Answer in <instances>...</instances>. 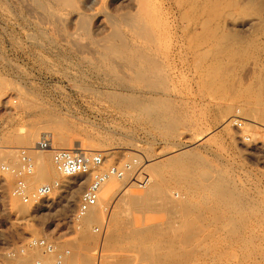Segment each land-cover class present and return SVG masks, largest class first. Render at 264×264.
Masks as SVG:
<instances>
[{"label": "rangeland", "instance_id": "rangeland-1", "mask_svg": "<svg viewBox=\"0 0 264 264\" xmlns=\"http://www.w3.org/2000/svg\"><path fill=\"white\" fill-rule=\"evenodd\" d=\"M86 1L0 0V92L4 93L0 95V140L4 149L0 150V163L11 167L17 166V148L33 147L41 134L48 133L52 137L54 148H79L85 152L102 153L106 166L128 161H135L136 166L133 174L131 173L128 178L116 181L119 184H117L118 190L109 193L105 211L98 213L94 212L96 210L94 209V215L91 213L93 219L92 215L91 219L87 215V220L84 218L85 223L82 219L77 224L72 223L71 216L79 195L89 181L88 177L68 179L56 174L50 152H33L34 159L40 157L41 166L39 168L36 164L37 168L33 176L36 175L37 180L31 177L28 183L33 182V179L36 181L29 185L35 187L52 181L61 184L59 190H55L41 204L42 206L36 208L11 196L16 179L0 170V264H32L35 259H42L45 263L51 262V257L42 254L39 250L28 251L20 257L17 255L19 245L29 237L43 236L53 240L60 249H68L70 254L66 264L68 262L71 264L73 261L77 264H141L144 261L146 262L144 264H264V90H259V87L264 89V83H261L264 81V78L261 79L264 75L262 69L264 66L260 64L263 62L261 56L264 57V53L259 54L260 59L257 64L254 61L256 57L250 55L251 58L247 56L243 59L245 62L240 63L242 66L238 65L239 63L233 65L234 67L231 65L232 70H227L231 72H229L230 78L223 79L225 80L223 83L221 79L216 78L209 61H203L206 66L203 62L194 64L195 58L201 55V52L206 54L210 50L207 43L204 46L202 45L204 43L200 44L199 41L194 40V29L188 31L186 28L188 26L186 24L194 21L192 14L194 1L137 0L136 3V1L122 0H88V4ZM174 3L177 5L180 3L179 7ZM183 9H185L184 13L181 12ZM181 13L186 15L185 21ZM128 16L134 18L131 22L134 21L133 25L136 27H133L139 31L136 35L134 33L137 30L131 26ZM123 18L125 20L122 22ZM127 20L129 22L124 23ZM140 22L143 24L142 28ZM230 26L227 25V29ZM232 27L242 34L250 32L249 29L240 26ZM235 27L240 28L235 29ZM145 28L150 32L147 33ZM131 29H134V32ZM112 30L114 33H111ZM139 34L143 35V39ZM146 34L151 35L149 37L152 42L148 40ZM258 38L261 40V37ZM105 39H108L105 42H108L106 44H110L112 48L104 43ZM102 43L111 51L104 47L102 49ZM173 53L176 54L174 59ZM143 55L147 60H144ZM135 72L140 73L141 76L137 73L135 75ZM204 72L210 76H206ZM211 78L218 80L212 81ZM254 78H258L259 81L261 79V82L256 81L257 79L254 81ZM217 82L220 83L219 87ZM255 83L259 89L255 90L257 87ZM215 85L216 91L213 92ZM228 87L230 88L227 90ZM245 87L249 88L248 91ZM228 91L231 93L230 97ZM243 91L246 93L244 94ZM255 91H260L255 93L258 98L252 93ZM255 97L258 100L256 102H254ZM226 103L231 105L232 109L225 119L233 115L239 117L242 121L241 130L233 124H228L226 129L223 127L220 107ZM255 103L259 104L258 107L252 105ZM238 109H241L240 113L245 115L249 111L247 114L250 119L245 118L242 113L235 114ZM254 110H257L259 115ZM250 111H253L255 116L251 115L254 113ZM30 130L36 132V137L27 142L25 137ZM74 135L76 138L73 137ZM178 153L179 158H175L178 157ZM166 158L167 161L169 159L168 163ZM170 161L176 162H173L174 165L177 164L176 167L174 166L176 172ZM164 164L166 167L168 164L171 167L166 168ZM183 165H187L186 170L181 169L184 168ZM157 166L160 173L155 168ZM142 169H148V173L147 170ZM39 170L43 172L40 177ZM140 171L151 175L147 188L134 185V176L137 177ZM183 171H188L187 176L192 171L193 175L190 173L186 177ZM156 173L157 178H155ZM190 176H194V180L191 181ZM154 178L158 179L157 182L154 181L155 183H161L159 185L161 191L154 190L155 184L152 182ZM77 183H82L80 191ZM72 186H75V189ZM107 188V185L102 187L99 197H103ZM149 188L151 189L148 190ZM76 189L78 192H75ZM146 189L151 194L147 193ZM152 189L154 193L150 198ZM69 191L72 192L74 201L72 198L71 200L65 198L69 196ZM137 191L143 197L139 204L131 205V201L134 200L133 193ZM155 191L159 195L163 192L162 197L159 196L157 199ZM226 191L228 193L231 191L232 194H224ZM168 193L172 196L167 195ZM122 196L125 198L123 199ZM150 199L152 206L149 205ZM158 204L164 206L156 207L155 205L160 206ZM183 210L187 212L183 214ZM87 221L92 223L88 224ZM174 224L176 227L180 226V231L178 227H174ZM156 225L160 228L158 229ZM170 225L175 228V232ZM152 226L154 227L149 228ZM144 227L148 228L142 229ZM167 227L173 232L171 233ZM151 233H158L162 238L153 234L154 239ZM128 234L132 236L129 237ZM164 234L167 235L162 236ZM110 235L113 240L112 238L108 240ZM145 235H148L147 240ZM157 241L160 243L157 244ZM165 242L167 245L164 244ZM83 245L88 247L84 249ZM155 249L159 252L157 250L154 252ZM145 251L152 259L143 256ZM155 256L159 261L156 259V262Z\"/></svg>", "mask_w": 264, "mask_h": 264}, {"label": "bare ground", "instance_id": "bare-ground-1", "mask_svg": "<svg viewBox=\"0 0 264 264\" xmlns=\"http://www.w3.org/2000/svg\"><path fill=\"white\" fill-rule=\"evenodd\" d=\"M63 1V0H62ZM69 1V0H68ZM108 1V0H107ZM110 1V0H109ZM122 1H136V3H137V0H122ZM141 1V0H140ZM167 1H194V13L192 12V14H194V21L193 22H191L190 24H186L188 21L187 20H189V19H187L186 21V28H187V30L188 31H192V29H194V40L196 41H199L200 42V44L201 43H204V44H202V45H204L205 46V44L207 43L209 46H210V50L208 51V50H205V52L206 51H208L206 54H204V52H203V54H202V52H201V55H198V57H196L195 59L196 60H194V64L196 63L197 65L199 64V63H201V62H203V61H209V63H210V65L212 66L211 67V69L213 68L214 70H213V73L215 72V74H216V78L218 77L219 79H221V81H223V83L225 82V80H223V79H227L228 77H229V72L230 71H227V70H229V69H231L232 70V68L234 67L233 65H235V64H237V63H239L238 65H240V63H242L243 62V59H245V57H247V56H249L250 58H251V56L250 55H252V57L253 56H255L254 58H255V60H254V58H253V60L255 61V63L257 64V62H258V60L260 59L259 58V54H261L262 52L264 53V0H167ZM65 2V1H64ZM67 2V1H66ZM88 2V0L86 1V3ZM90 2V1H89ZM113 2V1H112ZM143 2V4H144V1H142ZM63 3V2H62ZM71 3H73V2H71ZM127 3V2H126ZM139 3V2H138ZM141 3V2H140ZM182 3V2H181ZM184 3V2H183ZM192 3V2H191ZM67 4H68V2H67ZM70 4V3H69ZM84 4V3H83ZM88 4V3H87ZM175 4V3H174ZM140 5V4H139ZM145 5V4H144ZM143 5V6H144ZM176 6H178L179 7V5H180V3H179V5H177V4H175ZM185 5V4H184ZM183 5V6H184ZM190 5V4H189ZM73 6V5H72ZM87 6V5H86ZM132 6V5H131ZM134 6V5H133ZM132 6V7H133ZM138 6V5H137ZM152 6V5H151ZM182 6V5H181ZM71 7V6H70ZM101 7V6H100ZM135 7V6H134ZM140 7V6H139ZM153 7V6H152ZM172 8V7H171ZM181 8V7H180ZM186 8V7H185ZM190 8V7H189ZM139 10V9H138ZM137 10V11H138ZM187 10H189L188 8H187ZM191 10H192V8H191ZM178 11V10H177ZM184 11H185V9H183V11H181V12H183L184 13ZM190 11V10H189ZM124 12H126V10L124 11ZM129 12V11H128ZM127 12V13H128ZM146 13V12H145ZM148 13H149V11H148ZM180 13V12H179ZM183 13H181V16L183 15ZM186 13V12H185ZM190 13H191V11H190ZM124 15V14H123ZM131 16H134V15H131ZM181 16H179V17H181ZM191 16V15H190ZM52 17H53V15H52ZM187 17H188V15H187ZM114 18V17H113ZM122 18V17H121ZM125 18V17H124ZM122 19V22H123V20H125V19ZM133 18V17H132ZM132 18H129V16H128V20L130 21V23L132 24L131 26L133 27V26H135L136 27V25H133V23H134V21H133V23L131 22V19ZM137 18V17H136ZM168 18V17H167ZM182 18V17H181ZM180 18V19H181ZM186 19V15L184 16L183 15V20L185 21V19ZM190 19H191V17H189ZM90 19V18H89ZM134 19V18H133ZM62 20V19H61ZM110 20V19H109ZM124 21V23H126V22H129V21ZM179 20V19H178ZM56 21V20H55ZM119 21V20H118ZM79 22V21H78ZM120 22V21H119ZM136 22V21H135ZM141 22H142V20H141ZM140 22V26L141 25H143L142 23ZM159 22H160V20H159ZM181 22V21H180ZM123 23V24H124ZM85 25L87 24V23H84ZM128 24V23H127ZM230 24H231V26H230ZM53 25V24H52ZM85 25L83 26V27H85ZM88 25V24H87ZM139 25H137L138 27H139ZM224 25H226V26H224ZM227 25H229L230 27L227 29ZM51 26V25H50ZM82 26V25H81ZM100 26V25H99ZM117 26V25H116ZM125 26H127V25H125ZM129 26H130V24H129ZM128 26V27H129ZM130 26V27H131ZM232 26H240V27H242V28H247V29H249L250 30V32L248 33V34H242L240 31H238V30H234V29H232L233 27ZM88 27V26H87ZM86 27V28H87ZM111 27H114V26H111ZM135 27H133V28H135ZM146 27H148V25H146ZM163 27V26H162ZM232 27V28H231ZM240 27H238V28H240ZM82 28V27H81ZM80 28V29H81ZM115 28V27H114ZM141 28H142V26H141ZM141 28H139V30L141 29ZM149 29H150V27H148ZM225 28L227 29V30H225ZM237 27H235V29H236ZM237 28V29H238ZM85 29V28H84ZM84 29H82V30H84ZM113 29V28H112ZM117 29H118V27H117ZM136 29V28H135ZM145 29H147V28H145ZM149 29H147V33H149L148 32V30ZM184 29V28H183ZM53 30V29H52ZM78 30V29H77ZM115 30V29H114ZM129 30H130V28H129ZM132 30V29H131ZM134 30V29H133ZM132 30V32H134ZM137 31H135V33H134V35H136V32H138L139 33V31H138V29H136ZM143 31H144V29H142ZM185 30V29H184ZM244 30V29H243ZM85 31V30H84ZM83 31V32H84ZM56 32V31H55ZM57 32H59V31H57ZM56 32V33H57ZM81 32V31H80ZM113 32V30L111 31V33ZM140 32H141V30H140ZM184 32V31H183ZM245 32H246V30H245ZM85 33H86V31H85ZM114 33V32H113ZM151 34V33H150ZM150 34H146V35H148V40H151L150 38L151 37H149V36H151ZM154 34V33H153ZM259 34H263V36H259ZM142 34H139V36H141ZM146 35H144L145 37H146ZM78 36V35H77ZM94 36V35H93ZM116 36V35H115ZM118 36H120V34H118ZM138 36V35H137ZM153 36V35H152ZM257 37V38H256ZM258 37H261V40H259V38ZM70 38H71V36H70ZM74 38V37H73ZM79 38V37H78ZM81 38V37H80ZM102 38V37H101ZM118 38V37H117ZM142 39H143V35H142V37H141ZM140 38V39H141ZM147 38V37H146ZM189 38V37H188ZM188 38L186 39V41L188 40ZM69 39V38H68ZM72 39V38H71ZM96 39V38H95ZM99 39V38H98ZM141 39V40H142ZM73 40V39H72ZM84 40V39H83ZM97 40V39H96ZM101 40V39H100ZM106 40H108V39H105L104 40V43L106 44V43H108V42H105ZM147 40V41H148ZM193 40V41H194ZM74 41V40H73ZM73 41H71V42H73ZM78 41V40H77ZM95 41V40H94ZM103 41V40H102ZM194 41V42H195ZM97 42H99V41H97ZM117 42V41H116ZM121 42H122V39H121ZM142 42H144V41H142ZM151 42H152V40H151ZM194 42H192V43H194ZM104 43H102L103 44V46H102V44H101V48L102 47H104V48H107V46H109V45H104ZM145 43V42H144ZM190 43V42H189ZM198 43V42H197ZM76 43H74V45H75ZM118 44H120V43H118ZM188 44V43H187ZM77 45V44H76ZM123 45H124V43H123ZM140 45H142V44H140ZM155 45V44H154ZM86 46V45H85ZM106 46V47H105ZM198 46H199V44H198ZM201 46V45H200ZM208 46V47H209ZM75 47H77V46H75ZM109 47H111L112 48V46L110 45ZM126 47V46H125ZM125 47H123V48H125ZM128 47V46H127ZM148 47V46H147ZM195 47V46H194ZM69 48V47H68ZM100 48V47H99ZM104 48H102V49H104ZM113 48H114V46H113ZM199 48H201V47H199ZM206 48H207V46H206ZM206 48H203V49H206ZM109 48H107V50H108ZM141 49V48H140ZM178 49V48H177ZM196 49V48H195ZM195 49H194V51H195ZM198 49V48H197ZM208 49V48H207ZM90 50V49H89ZM92 50V49H91ZM90 50V51H91ZM110 50V49H109ZM149 50V49H148ZM83 51V50H82ZM95 51V50H94ZM111 51V50H110ZM128 51V50H127ZM143 51V50H142ZM197 51V50H196ZM201 51H202V49H201ZM116 52V51H115ZM144 52V51H143ZM198 52H200V51H198ZM90 53V52H89ZM111 53H113V52H111ZM126 53V52H125ZM136 53V52H135ZM193 53H195V52H193ZM208 53H209V55L210 56H208ZM92 54V53H91ZM94 54V53H93ZM110 54V53H109ZM131 54V53H130ZM138 54V53H137ZM140 54V53H139ZM143 54V53H142ZM196 54V53H195ZM197 54H199V53H197ZM255 54V55H254ZM100 55V54H99ZM176 54L175 53H173V59H174V57H176L175 56ZM263 55V54H262ZM127 56V55H126ZM138 56V55H137ZM140 56V55H139ZM142 56V55H141ZM197 56V55H196ZM101 57V56H100ZM104 57V56H103ZM145 56L143 55V58H144ZM149 57V56H148ZM92 58V57H91ZM124 57H121V59H123ZM142 58V57H141ZM152 58V57H151ZM261 58L263 59V62H260V64H261V66L263 65L264 66V57L263 56H261ZM104 59V58H103ZM111 59V58H110ZM118 59V58H117ZM136 59V58H135ZM193 59V58H192ZM95 60V59H94ZM120 60V59H119ZM124 60H126V58H124ZM137 60V59H136ZM144 60H147V59H145L144 58ZM150 59H148V61H149ZM155 60V59H154ZM154 60H151V61H154ZM190 60V59H189ZM97 61V60H96ZM143 61V60H142ZM247 61V60H246ZM254 61H253V63H254ZM114 62H116V61H114ZM245 62V61H244ZM243 62V63H244ZM252 62V61H251ZM250 62V63H251ZM141 63V62H140ZM147 63H149V62H147ZM204 63V62H203ZM115 64V63H114ZM118 63H116V65H117ZM143 64V63H142ZM144 64H146V63H144ZM195 64V65H196ZM205 64V66H206V63H204ZM115 65V66H116ZM125 65V64H124ZM135 65V64H134ZM150 65V64H149ZM152 66H153V64H151ZM156 65V64H155ZM159 65V64H158ZM194 65V66H195ZM208 65V64H207ZM233 66V67H231L230 68V66ZM237 65V66H238ZM132 66V65H131ZM146 66V65H145ZM144 66V67H145ZM148 66V65H147ZM146 66V67H147ZM152 66H151V68H152ZM191 66V65H190ZM236 66V65H235ZM240 66H242V65H240ZM248 66V65H247ZM130 67V66H129ZM141 67H142V65H141ZM155 67V66H154ZM153 67V68H154ZM198 67V66H197ZM201 67V66H200ZM208 67V66H207ZM206 67V68H207ZM110 68V67H109ZM131 68V67H130ZM143 68V67H142ZM192 68H194V67H192ZM122 69V68H121ZM129 69V68H128ZM155 69V68H154ZM208 69H210V68H208ZM210 69V70H211ZM262 69H264V68H262ZM132 70V69H131ZM133 70H134V68H133ZM149 70V69H148ZM147 70V71H148ZM196 70V69H195ZM206 70V69H205ZM237 70V69H236ZM259 70H261V69H259ZM114 71V70H113ZM136 71V70H135ZM137 71H138V69H137ZM143 71H145V69L143 70ZM194 71V70H193ZM240 71H241V69H240ZM253 71H255V70H253ZM115 72V71H114ZM139 72V71H138ZM149 72H151V70L149 71ZM152 72H154L153 70H152ZM206 72V71H205ZM204 72V74H206ZM264 72V71H263ZM262 72V73H263ZM136 73L137 72H135V75H136ZM208 73V72H207ZM212 73V72H211ZM210 73V74H211ZM231 73V72H230ZM235 73V72H234ZM112 74V73H111ZM114 74V73H113ZM122 74V73H121ZM138 75L140 74V73H137ZM259 74V73H258ZM115 75V74H114ZM130 75V74H129ZM134 75V76H135ZM155 75V74H154ZM212 75V74H211ZM260 75H262V74H260ZM122 76H124L123 74H122ZM140 76H141V74H140ZM152 76V75H151ZM156 76V75H155ZM206 76H210V75H208V74H206ZM213 76V75H212ZM252 76V75H251ZM259 76V75H258ZM257 76V77H258ZM144 77V76H143ZM119 78H120V75H119ZM122 79H123V77H121ZM142 78V77H141ZM145 78V77H144ZM161 78V77H160ZM200 78V77H199ZM207 78V77H206ZM214 78V77H213ZM215 78V79H216ZM230 78V77H229ZM233 78H234V76H233ZM238 78V77H237ZM241 78V77H240ZM239 78V79H240ZM249 78V77H248ZM259 78V77H258ZM258 78H254V81L256 80V81H259L258 80ZM263 78H264V75H263V77L261 78L262 80H263ZM108 79V78H107ZM136 79V78H135ZM215 79H210V80H212V81H214ZM238 79V80H239ZM243 79V78H242ZM261 79H260V81L259 82H261ZM119 80V79H118ZM128 80V79H127ZM130 80V79H129ZM205 80V79H204ZM207 80V79H206ZM209 80V79H208ZM216 80H218V79H216ZM235 80V79H234ZM233 80V81H234ZM126 81V80H125ZM131 81V80H130ZM138 81V80H137ZM148 81H149V79H148ZM147 81V82H148ZM202 81V80H201ZM221 81H220V83H221ZM232 81V82H233ZM241 81V80H240ZM245 81V80H244ZM93 82V81H92ZM227 82V81H226ZM235 82H236V80H235ZM234 82V84H236ZM155 83V82H154ZM211 83V82H210ZM217 83H219V82H217ZM220 83L218 84V86L217 87H219V85H220ZM222 83V84H223ZM228 83V82H227ZM242 83H244V82H242ZM262 84L264 83V81L263 82H261ZM108 84V83H107ZM148 84V83H147ZM153 84V83H152ZM212 84V83H211ZM214 84H216V83H214ZM221 84V85H222ZM230 84H232V83H230ZM229 84V85H230ZM238 84H239V81H238ZM260 84V83H259ZM258 84V85H259ZM261 84V85H262ZM143 85V84H142ZM145 85V84H144ZM151 85V84H150ZM213 85V84H212ZM109 86V85H108ZM111 86V85H110ZM129 86V85H128ZM156 86V85H155ZM226 86H227V84H226ZM233 86V85H232ZM247 86V85H246ZM249 86V85H248ZM247 86V87H248ZM250 86H252V85H250ZM249 86V87H250ZM255 86H257L256 85V83H255ZM263 86V85H262ZM154 87V86H153ZM206 87H207V85H206ZM215 87V89L213 88V92H215L216 91V85L214 86ZM224 87V86H223ZM240 87V86H239ZM247 87H245L246 89H247ZM259 86H257V87H255V90H256V88H258ZM2 88V87H1ZM154 88H156V87H154ZM230 87H228L227 88V90L229 89ZM232 88V87H231ZM260 88V89H259ZM258 89L259 90H264V89H262V87H259ZM264 88V87H263ZM78 89V88H77ZM139 89V88H138ZM207 89H208V87H207ZM206 89V90H207ZM209 89H211V88H209ZM220 89H221V87H220ZM225 89V88H224ZM233 90H234V88H232ZM232 89H230L231 90V92H232ZM237 89V88H236ZM244 89V88H243ZM249 89V88H248ZM248 89H247V91H248ZM252 89H254V87L252 88ZM81 90H83V89H81ZM145 90V89H144ZM245 90V89H244ZM132 91V90H131ZM210 91V90H209ZM222 91V90H221ZM237 91V90H236ZM251 91V90H250ZM5 92V91H4ZM95 92V91H94ZM212 92V93H213ZM227 92V91H226ZM240 93H241V91H239ZM257 92H259L260 93V91H255V92H252L254 95H255V93L257 94ZM84 93V92H83ZM223 93V92H222ZM221 93V94H222ZM228 93H230L229 91H228ZM236 93H238V92H236ZM239 93V94H240ZM243 93H244V91H243ZM246 93V92H245ZM244 93V94H245ZM2 94H4L3 92H2ZM1 94V92H0V95H2ZM114 94V93H113ZM211 94V93H210ZM220 94V93H219ZM92 95V94H91ZM95 95V94H94ZM97 95V94H96ZM209 95V94H208ZM229 95H231V93L230 94H228V97H230ZM235 95H237V94H235ZM250 95V94H249ZM249 95H248V97L247 98H249ZM261 95V94H260ZM259 95V96H260ZM263 95V94H262ZM212 96V95H211ZM218 96V95H217ZM224 96H225V94H224ZM238 96V95H237ZM243 96V95H242ZM251 96V95H250ZM253 96V95H252ZM251 96V97H252ZM255 96H257V95H255ZM117 97V96H116ZM119 97V96H118ZM122 97V96H121ZM145 97V96H144ZM143 97V98H144ZM233 98L235 97V96H232ZM262 97V96H261ZM260 97V98H261ZM101 98V97H100ZM103 98V97H102ZM209 98V97H208ZM213 98V97H212ZM217 99H219L218 97H216ZM226 98V97H225ZM232 98V99H233ZM238 98H239V96H238ZM240 98H241V96H240ZM243 98H245L246 99V97H244L243 96ZM257 98H258V96H257ZM127 99V98H126ZM251 99H253V98H251ZM1 100V99H0ZM117 100V99H116ZM212 100V99H211ZM214 100V99H213ZM216 100V99H215ZM255 101L254 102H256V101H258L257 99H256V97H255V99H254ZM261 100V99H260ZM141 101V100H140ZM143 101V100H142ZM247 102H248V100H246ZM245 101V102H246ZM250 101V100H249ZM264 101V100H263ZM116 102V101H115ZM228 102V101H227ZM246 102V103H247ZM251 102V101H250ZM262 102V101H261ZM139 103V102H138ZM258 103V102H257ZM260 103V102H259ZM245 104V103H244ZM248 104H249V102H248ZM260 104H262V103H260ZM264 104V103H263ZM141 105V104H140ZM219 105V103H217V106ZM250 105V104H249ZM252 105H257V107H258V105L259 104H252ZM248 106V105H247ZM261 106V105H260ZM216 107V106H215ZM220 107V106H219ZM133 108V107H132ZM241 108V107H240ZM216 109V108H215ZM232 109V106L231 105H229V104H224V105H221V107H220V113L222 114V116H223V122H222V124L224 125L223 127L225 128L228 124H233V125H235L236 123V120H235V117H237L236 115H233V116H230V118H228V119H225L226 117L225 116H227V114L230 112V110ZM242 109V108H241ZM241 109H238V111L236 110V113L235 114H239L240 113V110ZM245 109H248V108H245ZM251 109V108H250ZM253 109V108H252ZM255 109H256V106H255ZM218 110V109H217ZM234 110V109H233ZM243 110V109H242ZM246 111V110H245ZM244 111V112H245ZM263 111V110H262ZM138 112V111H137ZM249 111H247L246 112V115L244 114V113H242V114H244L245 116V118L246 117H249L248 115L249 114H247ZM251 113L253 112V111H250ZM254 112H256L257 113V110H254ZM253 112V113H254ZM264 112V111H263ZM219 113V112H218ZM241 113H240V115H241ZM250 113V114H251ZM163 114V113H162ZM169 114V113H168ZM180 115H181V113H180ZM251 115H253V116H255V113L254 114H251ZM250 115V116H251ZM257 115H259L258 113H257ZM256 115V116H257ZM262 115V114H261ZM261 115H260V118H261ZM264 116V115H263ZM262 116V117H263ZM185 117V116H184ZM183 117V118H184ZM229 117V116H228ZM153 118V117H152ZM182 118V119H183ZM243 118V117H242ZM253 119H254V117H252ZM251 118V119H252ZM256 118V117H255ZM258 118V117H257ZM248 119V118H247ZM249 119H250V117H249ZM252 119V120H253ZM256 120V119H255ZM254 120V121H255ZM264 120V119H263ZM257 121V120H256ZM260 121V120H259ZM160 122V121H159ZM249 122V121H248ZM261 122V121H260ZM259 123V122H258ZM161 124V123H160ZM250 124V123H249ZM39 125V124H38ZM158 125V124H157ZM229 126V125H228ZM254 126V125H253ZM85 127H86V125H85ZM222 127V126H221ZM256 127V126H255ZM88 128V127H87ZM91 128V127H90ZM157 128H158V126H157ZM224 128H222V129H224ZM228 128V127H227ZM83 129H84V127H83ZM226 129V128H225ZM225 129H224V131H225ZM45 130V129H44ZM89 130V129H88ZM229 130V129H228ZM39 131V130H38ZM37 131V132H38ZM46 131V130H45ZM90 131V130H89ZM230 132V131H229ZM60 133V132H59ZM62 134V133H61ZM61 134H60V137H61ZM233 134V133H232ZM42 135V134H41ZM86 136V135H85ZM230 136V135H229ZM249 136V135H248ZM35 137H36V132L35 131H33V130H30L27 134H26V137H25V140H27V142L28 141H32L33 139H35ZM74 138H76L75 137V135L73 136ZM82 137V136H81ZM254 137V136H253ZM69 138H71V137H69ZM85 138V137H84ZM245 138V137H244ZM250 138H251V136H250ZM249 138V139H250ZM58 139V138H57ZM248 139V138H247ZM59 140V139H58ZM64 140V139H63ZM251 140V139H250ZM65 141V140H64ZM69 141V140H68ZM231 141V140H230ZM63 142V141H62ZM234 142V141H233ZM54 142H52V144H53ZM69 143V142H68ZM64 143H62V145H63ZM61 147V146H60ZM62 148H64V147H62ZM4 150V149H3ZM184 150V149H183ZM187 151V150H186ZM6 152H8V151H6ZM11 152V151H10ZM176 152V151H175ZM177 152H178V150H177ZM184 152V151H183ZM183 152H180V153H183ZM189 152V151H188ZM166 153V152H165ZM172 155H173V153H172ZM176 155V154H175ZM174 155V156H175ZM181 155V154H180ZM186 155V154H185ZM184 156V155H183ZM165 157V156H164ZM190 157H191V155H190ZM37 158V157H36ZM175 158H179V153H178V157H175ZM180 158H183V157H180ZM188 158H189V154H188ZM192 158V157H191ZM190 158V159H191ZM160 159V158H159ZM172 159H173V157H172ZM185 159V158H184ZM189 159V160H190ZM18 160V159H17ZM158 160V159H157ZM182 160V159H181ZM166 161H167V158H166ZM168 161H169V159H168ZM168 161L166 162V163H168ZM178 161V160H177ZM180 161V160H179ZM182 161H184V160H182ZM181 161V162H182ZM35 162H36V164L38 165V167L40 168V166H41V159H40V157L38 158V159H35ZM150 162V161H149ZM149 162H148V164H149ZM155 162V161H154ZM170 162H174V163H176L175 161H170ZM170 162H169V164H170ZM187 162H188V160H187ZM152 163H153V161H152ZM174 163H173V167L176 165L177 166V164H175L174 165ZM3 164H5V163H3ZM146 164V163H145ZM156 164V163H155ZM159 164V163H158ZM157 164V165H158ZM169 164H168V166H169ZM187 164V163H186ZM147 165V164H146ZM171 165V164H170ZM180 165V164H179ZM188 165V164H187ZM187 165H185V166H187ZM16 166V165H15ZM149 166H150V164H149ZM153 166V165H152ZM161 166V165H160ZM166 167L165 166V164H164V167H166V168H169V167H171V166H169V167ZM175 166V167H176ZM184 165H183V167L184 168H181L180 166H179V168H181L182 170L184 169V170H186V167H185ZM191 166V165H190ZM190 166H189V168H190ZM151 167V166H150ZM175 167H174V169L173 170H175ZM192 167H193V164H192ZM192 167H191V169H192ZM37 168V167H36ZM146 168H148V166H146ZM153 168V167H152ZM156 169L158 168V166L157 167H155ZM154 168V169H155ZM51 169V168H50ZM149 169V168H148ZM148 169H142L143 171H145V170H147V173H148ZM155 169V170H156ZM164 169V168H163ZM181 169H180V171H181ZM52 170V169H51ZM158 170L159 169H157V172H158ZM173 170H172V172H173ZM190 170V169H189ZM44 171V170H43ZM55 171V170H54ZM165 171V170H164ZM179 171V170H178ZM204 172H205V170H203ZM36 172V171H35ZM152 172V171H151ZM156 172V171H155ZM175 172H176V170H175ZM186 172H188V171H183V173H186ZM39 174H38V176L40 177L41 176V174L43 173V172H41V170H39V172H38ZM45 173V172H44ZM51 173H53V172H51ZM158 173H160V172H158ZM165 173V172H164ZM170 173H171V171H170ZM190 173H192V171L191 172H189V174ZM37 174V173H36ZM55 174V173H54ZM56 174H58V173H56ZM175 174V173H174ZM174 174H172V176H177V175H174ZM180 174H181V172H180ZM189 174H188V176H189ZM207 174V173H206ZM205 174V175H206ZM218 174V173H217ZM216 174V175H217ZM157 173H156V176H155V178H157ZM167 175H168V173H167ZM170 175V174H169ZM182 175H184V174H182ZM191 175H193V173L191 174ZM198 175V174H197ZM208 176L207 177H209V174H207ZM36 176V175H35ZM35 176H32L33 178H37V177H35ZM43 176V175H42ZM59 176V175H58ZM147 176H148V180H149V182H150V179H151V177L149 178V176H151V175H148L147 174ZM187 176V173H186V177H188ZM195 176V175H194ZM193 176V177H194ZM211 176V175H210ZM219 177H220V175H218ZM57 177V176H56ZM83 177H86V176H83ZM153 177V176H152ZM185 177V178H186ZM192 176H190V178H188V179H190L191 181H192V179L194 180V178H193ZM58 178V177H57ZM66 178V177H65ZM72 179H73V177H71ZM76 178V177H75ZM128 178V177H127ZM153 179V181L152 182H154L156 179ZM162 178V177H161ZM176 178H178V177H176ZM175 178V179H176ZM206 178V177H205ZM35 179H33V182H34V180ZM69 179V178H68ZM80 179V178H79ZM136 179H139V178H136ZM171 179V178H170ZM179 179V178H178ZM178 179H176V180H178ZM182 179H184V177L182 178ZM181 179V180H182ZM208 179V178H207ZM216 179V178H215ZM214 179V180H215ZM218 179H220V178H218ZM224 179V178H223ZM37 180V179H36ZM35 180V181H36ZM186 180V179H185ZM189 180V181H190ZM209 180V179H208ZM29 181V180H28ZM83 181H85V180H83ZM113 181H115V182H113ZM116 181H123V179L122 180H118V179H116V178H110L102 187H104V186H106L107 185V189H106V191H104V194H103V197L101 198V197H99V200H98V204H97V206L96 207H94V208H91L88 212H87V214H86V216L87 215H89V217H90V219H91V215L93 214L94 215V212H98V211H105V208L107 207L106 206V204L108 203V201H106L107 200V198H108V196H109V193H111V192H114V191H116V190H118V183L116 182ZM158 181V179L156 180V182ZM161 181H162V179H161ZM183 181V180H182ZM181 181V182H182ZM224 181V180H223ZM222 181V182H223ZM32 182V181H31ZM30 182V183H31ZM32 182V183H33ZM151 182V183H152ZM30 183H27L28 184V187L30 186L29 184ZM64 183V182H63ZM71 183H72V181H71ZM135 183V182H134ZM191 183V182H190ZM218 183V182H217ZM217 183H215V184H217ZM70 184V183H69ZM78 184V183H77ZM80 184H82V183H79L78 185V189H79V191H80ZM118 184V185H117ZM153 184V183H152ZM154 184H155V189H154V187H153V189L154 190H156V191H158L159 189H160V191L162 190L160 187H159V185L161 184H158V183H155L154 182ZM176 184V183H175ZM186 184H188L189 185V183H186ZM214 184V185H215ZM133 185V184H132ZM134 185H137L136 183L134 184ZM148 185H149V183H148ZM164 185H165V183H164ZM185 185V184H184ZM191 185V184H190ZM212 185V184H211ZM84 186V185H83ZM151 186V185H150ZM154 186V185H153ZM187 186V185H186ZM192 186V185H191ZM229 186V185H228ZM30 187H32V186H30ZM29 187V188H30ZM64 187H66V186H64ZM72 187H74V189H75V186H72ZM121 187V186H120ZM119 187V188H120ZM146 188H147V185L145 186ZM162 187V186H161ZM185 187V186H184ZM188 187V186H187ZM186 187V188H187ZM190 187V186H189ZM227 187V186H226ZM225 187V189H228V188H226ZM60 188H61V184H60ZM71 188V187H70ZM69 188V189H70ZM192 188V187H191ZM82 189V188H81ZM84 189V188H83ZM151 188H149L148 190H150ZM153 189L151 190L152 191V195L150 196V198L153 196V193H154V191H153ZM68 190V189H67ZM101 190H102V188H101ZM144 190V189H143ZM166 190H168V189H166ZM180 190V189H179ZM201 190V189H200ZM203 190V189H202ZM223 190V189H222ZM230 190V189H229ZM234 190V189H233ZM232 190V191H233ZM65 191V190H64ZM64 191H63V193H64ZM73 191V190H72ZM78 192V190L76 189L75 190V192ZM123 191V190H122ZM122 191H120L121 192V194H122ZM140 192H141V190H139ZM139 191H137V192H135V193H133V195H134V200L133 201H131V205H133V204H139V202H140V199L143 197L141 194H140V192ZM145 191V190H144ZM143 191V192H144ZM156 191H155V193H156ZM191 191V190H190ZM225 191V190H224ZM223 191V192H224ZM228 191V190H227ZM225 192L224 194H226V193H228V192ZM70 192V191H69ZM68 192V194H69V196H65V198H69L70 200H71V198L73 199V201H74V198H73V195H72V192H70L69 193ZM125 192H126V190H125ZM146 192L148 193L149 191H147V189H146ZM166 191H164V193H165ZM195 192V191H194ZM73 193H74V191H73ZM101 193V192H100ZM117 193H118V191H117ZM116 193V194H117ZM123 193H124V191H123ZM146 193V194H147ZM150 194H151V192H149ZM170 193V192H169ZM169 193L167 194V195H169ZM191 193V192H190ZM234 193V192H233ZM61 194V193H60ZM68 194H66L65 193V195H68ZM112 194V193H111ZM157 194V199H158V197L159 196H161L162 197V195H163V192H162V194L160 193V195L158 194V193H156ZM166 194V193H165ZM228 194H232V192L230 191V193H228ZM118 195V194H117ZM124 195H125V193H124ZM132 195V196H133ZM218 195V194H217ZM116 196V195H115ZM146 196V195H145ZM147 196H149L148 194H147ZM146 196V197H147ZM165 197H166V195H164ZM170 197L172 196V195H169ZM221 197H222V195H220ZM123 197V196H122ZM159 198L160 200L162 199V198ZM168 197V196H167ZM188 197V196H187ZM229 197H231V196H229ZM235 197H237V196H235ZM125 197H123V199H124ZM225 198V197H224ZM233 198V197H232ZM113 199L114 198H112L111 200L113 201ZM120 199V198H119ZM132 199V198H131ZM147 199V198H146ZM156 199V200H157ZM176 199H177V195H176ZM231 199V198H230ZM230 199H228L229 201H230ZM50 200V199H49ZM55 200V199H54ZM69 200V201H70ZM111 200H110V202H111ZM143 200V199H142ZM152 200H154L153 198H152ZM170 200V199H169ZM173 200H175V199H173ZM173 200H172V202H173ZM183 200V199H182ZM185 200H187V199H185ZM148 201V200H147ZM155 201V200H154ZM171 201V200H170ZM181 201V200H180ZM232 201H233V199H232ZM43 202H45V201H43ZM43 202H40L38 205H36V208L37 207H40V205L43 203ZM66 202V201H65ZM71 202V201H70ZM150 202H151V199L149 200V205H151L150 204ZM153 202V201H152ZM162 202V201H161ZM165 202H166V199H165ZM46 203H48V202H46ZM45 203V204H46ZM125 203H126V201H125ZM157 203V202H156ZM174 203V202H173ZM182 203V202H181ZM44 204V205H45ZM122 204V203H121ZM130 204V203H129ZM142 204V203H141ZM145 204H146V201H145ZM162 204H163V202H162ZM161 204V205H162ZM175 204H177V202L175 203ZM232 204V203H231ZM47 205V204H46ZM67 205H69V204H67ZM146 205H148V204H146ZM158 205H160V204H158ZM157 206V205H155L156 207H162V206H164V205H162V206ZM168 205V204H167ZM172 205V204H171ZM229 206H230V204H228ZM42 206V205H41ZM65 206V205H64ZM128 206V205H127ZM130 206V205H129ZM152 206V205H151ZM154 206V205H153ZM181 206V205H180ZM183 206V205H182ZM181 206V207H182ZM35 207V206H34ZM141 207V206H140ZM176 207H177V205H176ZM71 208V207H70ZM94 209H96V210H94ZM132 209V208H131ZM135 209V208H134ZM141 209V208H140ZM173 209H175V207L173 208ZM172 209V210H173ZM37 210V209H36ZM93 210H94V212H93ZM120 210H121V208H120ZM129 210V209H128ZM142 210V209H141ZM170 210V209H169ZM63 211H64V209H63ZM176 211H178L177 209H176ZM184 211V210H183ZM182 211V213L183 214H185L187 211H184L183 212ZM34 212H35V210H34ZM65 212V211H64ZM136 212H137V210H136ZM139 212H140V210H139ZM146 212V211H145ZM169 212V211H168ZM92 213V214H91ZM99 213V212H98ZM161 213V212H160ZM180 213V212H179ZM126 214H128V212L126 213ZM146 214V213H145ZM163 214H165V213H163ZM93 215H92V219H93ZM125 215V214H124ZM123 215V216H124ZM155 215V214H154ZM175 215V214H174ZM177 215V214H176ZM180 214H178V216H179ZM187 216H189L188 214H186ZM86 216H84L82 219L84 220V223H85V219L86 218H88V216L86 217ZM119 216V215H118ZM129 216V215H128ZM163 216V215H162ZM168 216V215H167ZM186 216V217H187ZM125 217V216H124ZM127 217V216H126ZM125 217V218H126ZM169 217V216H168ZM184 218H186L185 216H183ZM85 218V219H84ZM124 218V219H125ZM128 218V217H127ZM96 219V218H95ZM138 219V218H137ZM87 220V219H86ZM89 220V219H88ZM126 220V219H125ZM127 221V220H126ZM134 221V220H133ZM176 221V220H175ZM174 221V222H175ZM179 221V220H178ZM90 222V221H89ZM89 222L87 221L86 223H88L89 224ZM123 222V221H122ZM168 222V221H167ZM90 223H92V222H90ZM124 223V222H123ZM87 224V225H88ZM153 224V223H152ZM163 224V223H162ZM167 224V223H166ZM173 224V223H172ZM127 225V224H126ZM165 225V224H164ZM163 225V226H164ZM169 225V224H168ZM178 225H179V223H178ZM178 225H177V227H178ZM85 226V225H84ZM155 226V225H154ZM154 226H152V227H149V228H153ZM157 227H158V225H156ZM162 226V225H161ZM120 227V226H119ZM141 227V226H140ZM170 227H171V229H173L172 228V226L170 225ZM174 227H176L175 226V224H174ZM176 227V228H177ZM180 227V226H179ZM179 227L177 228V229H179ZM182 227V226H181ZM87 228V227H86ZM148 228V227H147ZM146 227H144V228H142V229H147ZM160 228V226L158 227V229ZM80 229V228H79ZM85 229V228H84ZM84 229H82L83 231H84ZM88 229V228H87ZM166 229V228H165ZM167 229L168 230H170V232L172 233L173 232V230L175 229H173V230H171V229H169L168 227H167ZM166 229V230H167ZM81 230V229H80ZM131 230H132V228H131ZM165 230V231H166ZM167 230V231H168ZM134 231V230H133ZM137 231V230H136ZM146 231V230H145ZM144 231V232H145ZM163 231V230H162ZM161 231V232H162ZM179 231H180V229H179ZM128 232V231H127ZM143 232V233H144ZM153 232H156V231H153ZM174 232H175V230H174ZM178 232V231H177ZM83 233V232H82ZM89 233V232H88ZM111 233V232H110ZM109 233V234H110ZM129 233V232H128ZM147 233H149V232H147ZM147 233H145V234H147ZM163 233V232H162ZM161 233V234H162ZM165 233V232H164ZM181 233V232H180ZM85 234V233H84ZM121 234V233H120ZM131 234V233H130ZM138 234V233H137ZM136 234V235H137ZM141 234V233H140ZM152 234V236H153V238H154V235H156L155 237H157V236H159V234L158 233H151ZM150 234V235H151ZM154 234V235H153ZM174 234V233H173ZM79 235H81V234H79ZM123 235V234H122ZM134 236H135V234H133ZM149 235V234H148ZM148 235H145V239L147 240V238H146V236L148 237ZM167 234H164V235H162V236H166ZM185 235V234H184ZM81 236H83V235H81ZM111 236V235H110ZM116 236V235H115ZM128 236H129V234H128ZM130 236H132V235H130ZM129 236V237H130ZM141 237H142V234L140 235ZM171 236V235H170ZM179 236V235H178ZM177 236V237H178ZM140 237V238H141ZM151 237V236H150ZM149 237V238H150ZM160 237V236H159ZM187 237V236H186ZM34 238H37V237H34ZM78 238V237H77ZM84 238V237H83ZM88 238V237H87ZM107 238V237H106ZM106 238H105V240H106ZM111 238H112V236L109 238L108 237V240L110 239L111 240ZM122 238V237H121ZM134 237H132V239H133ZM136 238H137V236H136ZM152 238V237H151ZM150 238V239H151ZM152 238V239H153ZM160 238H162V237H160ZM166 238V237H165ZM114 239H115V237H114ZM120 239V238H119ZM131 239V238H130ZM150 239H148L149 241H152V240H150ZM155 239V238H154ZM159 239V238H158ZM79 240V239H78ZM82 240V239H81ZM112 240H113V238H112ZM134 240H135V238H134ZM137 240H139L138 238H137ZM171 240V239H170ZM76 241V240H75ZM85 241V240H84ZM136 241V240H135ZM166 242H167V240H165ZM86 242H87V240H86ZM85 242V243H86ZM89 242V241H88ZM93 242V241H92ZM110 242V241H109ZM109 242H108V244H109ZM153 242V241H152ZM164 243V244H166L167 245V243H169V241L167 242V243ZM173 242V241H172ZM171 242V243H172ZM112 243V242H111ZM110 243V244H111ZM157 244H159L158 243V241L156 242ZM163 243V242H162ZM170 243V244H171ZM174 243V242H173ZM176 243V242H175ZM183 243V242H182ZM81 244H83V243H81ZM142 244V243H141ZM154 244V243H153ZM170 244H168L169 246H170ZM184 244V243H183ZM185 244H188V243H185ZM78 245V244H77ZM140 245V244H139ZM138 245V246H139ZM81 246V245H80ZM84 246V245H83ZM88 246H90L89 244H88ZM87 246V247H88ZM156 246V245H155ZM155 246H153V247H155ZM168 246V247H169ZM186 246V245H185ZM86 246H84V249H86L85 248ZM92 247V246H91ZM147 247V246H146ZM167 247V246H166ZM165 247V248H166ZM167 247V248H168ZM131 248V247H130ZM140 248V247H139ZM155 248H157V246L155 247ZM170 248H171V246H170ZM63 249V248H62ZM81 249V248H80ZM89 249V248H88ZM134 249V248H133ZM150 249V248H149ZM158 249V248H157ZM157 249H155V251L154 252H156V250ZM180 249V248H179ZM136 250V249H135ZM142 250H144V249H142ZM142 250H139V251H141L142 252ZM159 250V249H158ZM157 250V251H158ZM166 250V249H165ZM176 250V249H175ZM181 250V249H180ZM173 250L171 249V252H172ZM182 251V250H181ZM146 252V251H145ZM159 252V251H158ZM138 253H140V252H138ZM164 253V252H163ZM162 253V254H163ZM169 253V252H168ZM167 253V254H168ZM133 254V253H132ZM134 254H136V253H134ZM143 254V253H142ZM142 254H140V255H142ZM166 254V253H165ZM172 254V253H171ZM148 255L147 254V252L146 253H144V257H146V256ZM86 256V255H85ZM135 256V255H134ZM143 256H141V258L143 257ZM170 256V255H169ZM172 256V255H171ZM90 257V256H89ZM148 257V256H147ZM157 256H155V260L157 259L158 260V258H156ZM150 258V256L148 257V258H146V259H149ZM72 259V258H71ZM144 258H142V260H143ZM150 259H152V258H150ZM141 260V261H142ZM154 260V259H153ZM157 260H156V262H157ZM164 260V259H163ZM159 261V260H158ZM71 262V261H70ZM145 262V261H144ZM144 262L143 263H141V264H144ZM152 262V261H151ZM46 263H48V264H50V261H46ZM139 263H140V261H139ZM146 263V262H145ZM162 263V262H161ZM65 264H66V262H65ZM68 264H69V262H68ZM71 264H77L76 262H74L73 261V263H71ZM79 264V263H78ZM85 264V263H84ZM149 264V263H148ZM155 264V263H154ZM156 264H159V263H156Z\"/></svg>", "mask_w": 264, "mask_h": 264}, {"label": "built area", "instance_id": "built-area-1", "mask_svg": "<svg viewBox=\"0 0 264 264\" xmlns=\"http://www.w3.org/2000/svg\"><path fill=\"white\" fill-rule=\"evenodd\" d=\"M235 126L241 130L242 121L235 117ZM1 128V122H0ZM3 149L0 140V150ZM18 165L11 167L0 163V170L15 177L16 181L11 190V196L21 200L24 204L36 206L45 201L55 191L60 189L58 181L43 183L35 187H28V180L35 174L36 162L33 152H50L51 162L55 171L66 178L86 176L89 178L87 185L79 195L77 205L72 213L73 224L79 223L87 212L97 206L101 188L110 179L122 180L131 173L136 166L135 161L112 163L106 166L105 157L99 152H85L79 148L64 149L54 148L52 137L43 133L33 147L17 148ZM134 182L139 188L148 185V176L139 172ZM139 179H136L138 178ZM98 231V229H95ZM39 250L42 254L51 257L50 264H65L70 252L60 249L57 244L47 237H29L18 247V257L28 251ZM32 264H48L42 259H35Z\"/></svg>", "mask_w": 264, "mask_h": 264}]
</instances>
